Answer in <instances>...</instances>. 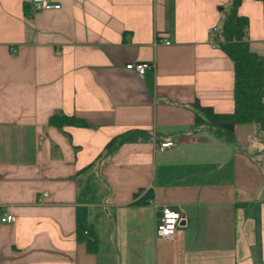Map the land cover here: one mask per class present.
I'll return each instance as SVG.
<instances>
[{
  "label": "crops",
  "instance_id": "1",
  "mask_svg": "<svg viewBox=\"0 0 264 264\" xmlns=\"http://www.w3.org/2000/svg\"><path fill=\"white\" fill-rule=\"evenodd\" d=\"M30 1L0 0V217L15 218L0 220V264H264V134L193 129L195 101L233 110V64L215 40L229 0ZM237 11L264 55V1ZM138 61L153 68L125 67ZM56 112L88 126H51ZM131 129L147 134L105 148ZM77 206L94 252L76 240ZM162 206L185 212L172 239L155 233Z\"/></svg>",
  "mask_w": 264,
  "mask_h": 264
},
{
  "label": "trees",
  "instance_id": "2",
  "mask_svg": "<svg viewBox=\"0 0 264 264\" xmlns=\"http://www.w3.org/2000/svg\"><path fill=\"white\" fill-rule=\"evenodd\" d=\"M241 1L229 0L228 5L225 6L227 9L219 22L220 36L215 34L218 46L233 64V110L216 112L211 106H203L197 101L192 105L194 108L193 129L209 127L228 142L234 141L235 127L241 124L253 123L264 134V55L251 51L249 47L248 18L237 11ZM23 11L25 15L28 14L27 3L23 4ZM48 124L56 128L88 126L85 119L62 112L50 115ZM145 134L147 133L143 130H126L113 136L106 143L105 148L114 150L126 141L144 138ZM140 192L141 190L134 194L135 202L148 203L152 197L151 190L148 189L143 194ZM75 237L78 242H85L88 252H94L97 249V236L88 222V209L84 206H77L75 209Z\"/></svg>",
  "mask_w": 264,
  "mask_h": 264
},
{
  "label": "built area",
  "instance_id": "3",
  "mask_svg": "<svg viewBox=\"0 0 264 264\" xmlns=\"http://www.w3.org/2000/svg\"><path fill=\"white\" fill-rule=\"evenodd\" d=\"M30 3L34 10L58 9L60 7L59 3H54L50 0H31ZM165 43H169V41H165ZM125 67L127 69H133L138 73H143L147 68H153V64L140 61L128 62L125 64ZM171 144L172 142L168 141L161 142L159 144V149L162 150L164 147ZM14 219V216L9 213H4L0 217L2 222H11ZM183 221H185V212L182 208L179 207V209L175 210L167 206H162L156 215L155 233L165 239H172L176 227H178Z\"/></svg>",
  "mask_w": 264,
  "mask_h": 264
},
{
  "label": "rangeland",
  "instance_id": "4",
  "mask_svg": "<svg viewBox=\"0 0 264 264\" xmlns=\"http://www.w3.org/2000/svg\"><path fill=\"white\" fill-rule=\"evenodd\" d=\"M226 9H227V7H225L224 10L221 11L222 16H223V14H224V12H225ZM219 27H220V23L218 24V33H219V31H220ZM248 143L251 144L252 146H254V145L262 146V145H263L260 141H256L255 139L248 140ZM245 145H247V143H246V141L244 140L240 146H242V147H244V148H247V146H245Z\"/></svg>",
  "mask_w": 264,
  "mask_h": 264
},
{
  "label": "bare ground",
  "instance_id": "5",
  "mask_svg": "<svg viewBox=\"0 0 264 264\" xmlns=\"http://www.w3.org/2000/svg\"><path fill=\"white\" fill-rule=\"evenodd\" d=\"M12 215V214H11Z\"/></svg>",
  "mask_w": 264,
  "mask_h": 264
}]
</instances>
